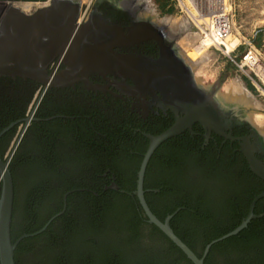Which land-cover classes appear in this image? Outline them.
Masks as SVG:
<instances>
[{
  "label": "trees",
  "instance_id": "1",
  "mask_svg": "<svg viewBox=\"0 0 264 264\" xmlns=\"http://www.w3.org/2000/svg\"><path fill=\"white\" fill-rule=\"evenodd\" d=\"M163 10L174 8L164 3ZM41 89L32 79L0 75V157L12 154L14 183L11 238L29 234L15 248V263L194 264L148 221L133 193L149 145L144 133L157 135L173 120H144L111 94L52 86L14 149ZM194 131L203 130L197 124ZM247 131L244 124L233 134ZM237 148L215 132L206 141L186 131L162 142L148 162L150 209L162 221L173 214L172 229L199 257L241 223L264 190ZM254 213L262 215L212 244L204 264H264V197Z\"/></svg>",
  "mask_w": 264,
  "mask_h": 264
},
{
  "label": "water",
  "instance_id": "2",
  "mask_svg": "<svg viewBox=\"0 0 264 264\" xmlns=\"http://www.w3.org/2000/svg\"><path fill=\"white\" fill-rule=\"evenodd\" d=\"M7 1H48L47 5L40 6L31 13H26L10 4L0 24V75L34 79L42 87L41 90L35 92L28 107V116L24 119L25 126L19 128L17 139L12 144L14 149L49 87L64 86L82 80L89 87L102 90L105 86L95 85L88 79L90 69L96 65H102L105 66V70L116 74L141 76L143 81L141 86L133 88L135 91L160 90L165 95H169L172 109L176 114L178 111L185 114L182 117L177 116L176 121L168 129L157 135L144 133L149 139V145L137 172V185L133 193L137 196L150 223L158 226L194 264H204V257L212 244L237 234L248 225L251 219L262 215L255 214L254 208L256 202L264 197V191L254 196L250 202L249 212L241 223L230 232L209 242L203 256L199 257L172 229L170 219L173 214L167 215L163 221L160 220L152 212L144 196V176L152 154L168 138L186 129L192 131L195 122H199L209 132L213 130L225 139L239 141V150L245 156L250 169L264 180V162L255 155L256 149L250 141V136H234L226 132V129L231 127L232 120L224 114L231 111L235 115H241L251 125L255 133L261 137H264V134L248 116L240 113L234 105L224 102L217 96L220 80H217L210 88L198 84L187 62L180 55L176 56L169 50L158 32H149L148 35L155 38L160 44L161 56L159 59L152 60L116 53L115 47L128 40L135 41L136 36L132 31L129 34H124L118 27L107 23H103L106 29L105 37H103L104 35L93 37L95 45L82 54L75 69L62 75L48 74L46 67L54 56L67 53L71 43L79 39V36L97 34L89 27V20L83 25L76 23L81 0H0V4ZM5 130L0 132V136ZM11 156L12 154L10 156L8 154L9 158L7 159L0 157V264H16L15 248L22 238L29 235L24 234L15 242L11 238L14 201V183L9 169ZM109 187L119 188L115 182ZM61 213L63 211L56 216Z\"/></svg>",
  "mask_w": 264,
  "mask_h": 264
},
{
  "label": "flooded vegetation",
  "instance_id": "3",
  "mask_svg": "<svg viewBox=\"0 0 264 264\" xmlns=\"http://www.w3.org/2000/svg\"><path fill=\"white\" fill-rule=\"evenodd\" d=\"M9 6V4L5 3L0 5L2 9L0 13V24ZM146 6V0H95L90 5L86 17L79 20L80 14L78 13L76 23L83 25L89 20V27L93 31L97 32V34H83L79 36V39L74 40L71 43L67 53L64 55H56L49 61L46 67L47 73L62 75L70 70L75 69L82 54L88 51L91 46L95 45L96 42L93 40V37L97 35L101 36L106 33L103 23L118 27L124 34H129L132 31L136 36L135 41L131 42L128 40L122 45L115 47L114 51L118 54L132 55L134 57L140 56L152 60L159 59L161 56L160 44L155 38L148 35L150 34L149 32H158L163 43L169 48V50L176 56H179L180 54L177 45L174 42V37L168 34L165 28L160 26L153 19L152 15H143V12L146 10ZM34 10L30 11L29 13L33 12ZM103 37H105V35ZM88 79L93 84L105 86V88L102 90L93 89L82 80H78L73 84L56 87H71L73 89L82 87L86 88L87 90H92L96 93L102 92L106 95L111 94L115 99H119L121 102H124L132 113L139 114V116L144 120L152 119L156 122V120L162 119L161 117L163 116L173 120L174 123L177 119V116L182 117L185 115L181 111H178V114H176L172 109V103L170 102L171 100L169 95H165L160 90L154 89L153 91L142 92L135 91L133 88L141 86L143 81L141 76L133 77L130 75L116 74L105 70V66L96 65L90 69L88 73ZM34 81L40 84L38 81ZM224 115L232 120L231 127L226 129V132L231 133L232 135H234L233 133L237 126H243L244 124H247L248 131L245 134L239 136H250V141L256 149L255 155L264 162V137H261L255 133L251 125L245 119H243L241 115H235L231 111ZM197 124L201 126L203 130L202 133L194 131V127L197 126ZM186 131H189L191 135L202 134L206 141L210 139L212 133L214 132L213 130L209 132L208 129H206L199 122H195L193 124L192 131L186 129L181 133ZM231 142H236L238 144L237 150H239V141L234 140Z\"/></svg>",
  "mask_w": 264,
  "mask_h": 264
},
{
  "label": "rangeland",
  "instance_id": "4",
  "mask_svg": "<svg viewBox=\"0 0 264 264\" xmlns=\"http://www.w3.org/2000/svg\"><path fill=\"white\" fill-rule=\"evenodd\" d=\"M94 1L81 0L80 16L85 11L88 14V9ZM164 3L171 4L170 0H146L147 6L143 15H152L153 19L174 37L180 56L192 69L198 84L210 88L214 86L217 80H220L221 84L216 92L218 97L222 98L224 102L234 105L240 113H244L246 116L252 112L260 114L262 125L257 126L255 124V126L264 134V76L260 75L256 66H251L252 70L246 65L240 67L243 63V56L250 47L258 58L255 64L264 66V0H227L231 6L233 18L231 38L229 41H224L226 48L224 46L215 48L211 45L210 38L203 39L197 46L200 40L186 36L183 17L178 10L173 7L172 12L165 13L163 10ZM1 10L0 7V13ZM179 22L182 25H179ZM195 46L197 47L195 48ZM234 46L235 48L231 52ZM227 52L231 54L233 60ZM197 56L198 58H195ZM254 71L262 79L255 75ZM248 74L254 77L255 82L250 80ZM230 84L239 85L242 93L250 95L253 100L251 105L246 107L241 105L242 102L240 101L228 100V97H231L229 94Z\"/></svg>",
  "mask_w": 264,
  "mask_h": 264
},
{
  "label": "built area",
  "instance_id": "5",
  "mask_svg": "<svg viewBox=\"0 0 264 264\" xmlns=\"http://www.w3.org/2000/svg\"><path fill=\"white\" fill-rule=\"evenodd\" d=\"M170 3L183 17L184 29L187 32L186 36L200 40L197 46L200 45L203 39L210 38L211 45L215 48H221L222 46L226 48L224 41H229L231 38L233 18L231 6L227 3V0H170ZM86 16L87 11L80 16L79 20ZM234 48L235 46L231 52H233ZM248 52L253 53L254 61H246L245 55ZM227 53L232 59L231 54L229 52ZM257 60L256 53L250 47L246 50L243 56V63L240 67L242 68L246 65L252 70L251 66H256L260 75L264 76V66L262 64H255ZM254 74L260 78L257 72L254 71ZM248 77L255 82L252 75L248 74Z\"/></svg>",
  "mask_w": 264,
  "mask_h": 264
},
{
  "label": "bare ground",
  "instance_id": "6",
  "mask_svg": "<svg viewBox=\"0 0 264 264\" xmlns=\"http://www.w3.org/2000/svg\"><path fill=\"white\" fill-rule=\"evenodd\" d=\"M5 4H11L13 6H16L18 8H20L22 11L26 12V13H29L30 11L34 10L35 8H38L40 6H45L48 4V1L46 2H34V1H17V2H10V1H7L5 2ZM1 5V4H0ZM5 8V7H4ZM176 26H177V22L175 23ZM179 25L181 24L180 22L178 23ZM182 25V24H181ZM183 27V26H182ZM174 28V27H173ZM179 28V26H178ZM179 30V29H178ZM195 49V48H194ZM193 49V50H194ZM196 50V49H195ZM198 50V49H197ZM200 51V50H198ZM195 52V51H194ZM197 54H199L198 52H196ZM193 54V53H192ZM195 55V54H193ZM192 56V55H191ZM199 56V55H198ZM195 57V58H198ZM246 61L247 62H252L254 61V55L252 52H248L246 55ZM201 57V56H200ZM193 58V56H192ZM193 61V60H191ZM196 64V63H195ZM200 79V78H199ZM229 90H230V96L231 97H228V100H235L236 102L240 101L242 102L241 105L243 106H248V105H251V103L253 102L252 98L250 97V95H245L244 93H242V91H240V87L239 85H236V84H230L229 86ZM228 94V95H229ZM238 104V103H237ZM260 114L256 113V112H252L249 114V119L254 122V124H256L257 126H261L262 125V122H261V118L259 117Z\"/></svg>",
  "mask_w": 264,
  "mask_h": 264
}]
</instances>
